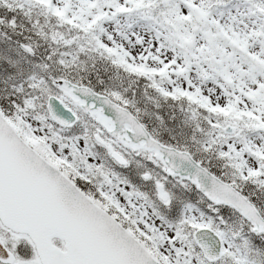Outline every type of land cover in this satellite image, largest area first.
I'll use <instances>...</instances> for the list:
<instances>
[{
	"label": "snow or ice",
	"instance_id": "snow-or-ice-1",
	"mask_svg": "<svg viewBox=\"0 0 264 264\" xmlns=\"http://www.w3.org/2000/svg\"><path fill=\"white\" fill-rule=\"evenodd\" d=\"M0 264H264V0H0Z\"/></svg>",
	"mask_w": 264,
	"mask_h": 264
}]
</instances>
